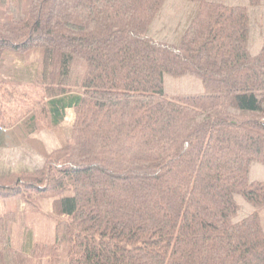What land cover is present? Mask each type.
<instances>
[{
	"label": "trees",
	"instance_id": "obj_1",
	"mask_svg": "<svg viewBox=\"0 0 264 264\" xmlns=\"http://www.w3.org/2000/svg\"><path fill=\"white\" fill-rule=\"evenodd\" d=\"M263 5L0 0V149L24 122L60 143L0 175L28 234L0 214V264H264Z\"/></svg>",
	"mask_w": 264,
	"mask_h": 264
},
{
	"label": "rangeland",
	"instance_id": "obj_2",
	"mask_svg": "<svg viewBox=\"0 0 264 264\" xmlns=\"http://www.w3.org/2000/svg\"><path fill=\"white\" fill-rule=\"evenodd\" d=\"M264 6V5H263ZM260 13V11H259ZM264 11H262L263 14ZM15 57H9L8 60H5L4 63V67L5 68H13L16 66V64H20V62L18 61H14L15 58H20L18 57L19 55H14ZM35 58V53H29L28 55H25L24 58L21 59V64H30V62H32ZM177 85V86H176ZM168 86H172L173 88H177L178 86H181L184 89V92L188 91L189 89H191V87L193 86V82H188L185 81L183 82V84H178L175 83L173 81H169L168 82ZM171 89V88H170ZM75 121V113L74 111H69L66 117L65 122L63 123V125L61 126L62 132L66 135L69 136L72 126L74 124ZM39 134L41 136H46L51 135L52 137L47 138L48 142H49V147H51V149H53L56 146H59V138L57 136V133L55 131V129L51 128V127H46L41 128L39 130ZM38 141H32V144H28L29 146H25V147H20V148H16L13 145H9L6 149L1 150V154H0V168H6V166H11L12 164H17V163H25L27 165H29L30 162H32L33 168H36L38 165L41 164V161H38L39 158H41L38 154V152L35 150V146L34 144H37ZM39 147V146H38ZM50 149V150H51ZM39 157V158H38ZM8 164V165H7ZM30 166V165H29ZM13 167H17V166H13ZM36 170V169H35ZM36 197V195H34ZM47 203V204H46ZM21 206V207H20ZM50 204L48 202H45L41 207V212L43 211V214L47 216L48 219V223L42 222L43 227L41 229V232L43 234L38 235L36 234L34 237L36 242H50L53 240L54 238V231L52 228L53 222L54 220H52V215L50 213L51 209L49 208ZM24 207V203H22L20 200H15V199H0V214H5L8 212H17L19 213V220L18 222L14 225L13 227V243L15 245L16 248L18 249H23L25 247V245H27L26 243L27 241V237L28 234H25L24 232V222H25V214L23 213L22 210H20L21 208ZM248 208V207H246ZM50 209V210H49ZM40 234V233H39ZM26 249V248H25Z\"/></svg>",
	"mask_w": 264,
	"mask_h": 264
},
{
	"label": "crops",
	"instance_id": "obj_3",
	"mask_svg": "<svg viewBox=\"0 0 264 264\" xmlns=\"http://www.w3.org/2000/svg\"><path fill=\"white\" fill-rule=\"evenodd\" d=\"M69 111H72V110H68L67 114ZM19 128H20V130L12 128V130L4 131V134L7 135V143H9V145L11 144V145L15 146L16 148H20V147L29 146L28 144H32V141L35 140V141H38L39 144H43L48 152L54 151V150L59 148V146H56L53 149H51V147H49V142H48L47 138L50 139V137H52V136L48 135V134L46 136H41L39 134V131H34L31 128V126L26 122L21 124V126ZM1 150H4V149H0V151ZM0 154H1V152H0ZM38 161H41V164L38 165L36 168L32 167V165H33L32 162L29 163L30 166L21 162V163H17V164H12L11 166H6V168H3V169L0 168V175H7L11 172H26V171L32 172L35 169H37L38 167L42 166V164H43L42 158H39ZM13 166H17V167H13ZM23 208H21V209H23Z\"/></svg>",
	"mask_w": 264,
	"mask_h": 264
}]
</instances>
